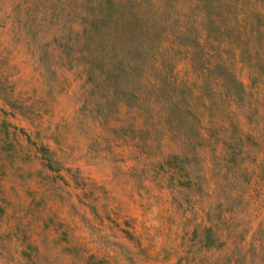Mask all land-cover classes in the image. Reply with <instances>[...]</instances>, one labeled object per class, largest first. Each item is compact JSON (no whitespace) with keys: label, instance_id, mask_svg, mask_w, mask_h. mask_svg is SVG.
<instances>
[{"label":"rangeland","instance_id":"1","mask_svg":"<svg viewBox=\"0 0 264 264\" xmlns=\"http://www.w3.org/2000/svg\"><path fill=\"white\" fill-rule=\"evenodd\" d=\"M192 1L135 7L123 68L122 16L66 36L81 0H0V264H264V16L217 0L213 25ZM90 45L112 94L66 57ZM170 70L187 90L171 131L155 87Z\"/></svg>","mask_w":264,"mask_h":264},{"label":"trees","instance_id":"2","mask_svg":"<svg viewBox=\"0 0 264 264\" xmlns=\"http://www.w3.org/2000/svg\"><path fill=\"white\" fill-rule=\"evenodd\" d=\"M217 1V0H193L192 3H195L196 6H199L202 8L204 15H212L208 14L209 11H207V8L212 6V2ZM232 0H228L227 2H231ZM245 2H251L252 3V8H255L257 10L256 16L258 18L264 16V0H243ZM59 8L64 10L67 8L68 5H63L62 0H59ZM83 4H81V9L78 10V15L79 19L72 24L69 27V33H67L66 36H72L71 34H74V36H90L93 35L94 33H99L103 35L106 30H110V27L108 25V21L121 17L123 19V23L118 27L120 31L125 33V40H128L126 48H129L128 50L132 51L135 53L134 58H131L125 64H121L123 68L132 66L136 64V62L139 59V54L140 51L136 48H133L132 46L134 45V28H133V21L138 20L140 18L139 13L135 11V7H139V5L142 4L143 0H81ZM80 2V3H81ZM243 3V2H242ZM244 4V3H243ZM123 9H128L129 13L124 14L120 13L119 10L121 8ZM69 8V7H68ZM210 22L217 20V15L213 14L212 16L209 17ZM213 25L210 24V26H207L208 30L211 31ZM255 32L253 36H257L254 38V43L255 40L258 42L262 41L258 38V36H264V30L255 28L252 33ZM247 36H251L248 35ZM82 41V40H81ZM69 42L66 41L64 45L70 46L68 44ZM85 44V42L83 43ZM109 44V41L106 40L104 42V46ZM133 49V50H132ZM103 51L97 52L94 51L92 46H87L80 48L77 52L74 54L72 53H67V56L69 59H77V58H82L81 62V67L82 71L84 74H86V78L88 81L92 84L98 85L99 83L102 82H107L108 84L110 83V71L112 69V65L110 64V61L107 62V60L103 56ZM252 59L257 61L260 59V55L254 54L251 56ZM226 61V57H224L222 54L216 56L214 60L210 62L208 61V64L213 65V66H221L223 67ZM257 63V62H256ZM256 65V64H255ZM165 67V62H161L159 64V68ZM257 68V66H256ZM257 72L251 74V78L255 79V77L259 73V67ZM220 80L224 81L223 76H219ZM166 85L165 88H163L162 85ZM94 85V86H95ZM110 89L108 91L109 94H112L115 90V85L109 84ZM155 87L157 89H163L164 91V96L161 97V100L159 99L158 102L160 104L162 116H159L160 120L158 121V124L160 123H165L167 125V128L169 131H171L172 127V122L174 120V110L175 108L178 107L179 102L177 100L178 95H184V93L187 92L185 89H180L177 88L176 81L174 80V74L173 70H170L167 74V77L164 78L163 83L160 85L158 82L155 84ZM230 91H233L235 96L242 97L243 96V90L244 86L242 84V81L238 79H234L232 85H228ZM178 90L180 91L178 94ZM159 95V94H158ZM209 99V98H208ZM254 114L259 115L260 110L258 108V105H253ZM250 110H252L250 108ZM207 230H210V226H206Z\"/></svg>","mask_w":264,"mask_h":264}]
</instances>
